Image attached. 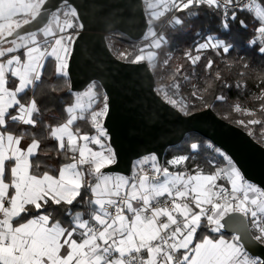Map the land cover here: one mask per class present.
<instances>
[{
  "label": "snow or ice",
  "instance_id": "obj_1",
  "mask_svg": "<svg viewBox=\"0 0 264 264\" xmlns=\"http://www.w3.org/2000/svg\"><path fill=\"white\" fill-rule=\"evenodd\" d=\"M143 4L146 43L134 58L131 52H121L118 59L154 67L156 50L167 43L155 26L168 13H173L168 24L184 25L185 19L176 12L186 13L187 19L198 18L201 12L218 18L224 33L237 22L247 30L241 14L249 16L254 27L247 46L264 57V0H143ZM84 27L71 0H0V264H264L245 251L240 236L229 239L222 233L239 214L248 220L251 238L264 243V188L249 182L220 148L205 146L215 154L204 161L209 171L195 163L201 152L197 142L190 144L189 155L174 157L167 166L152 153L133 162L131 175L111 171L118 160L105 126L109 98L98 91L95 81L80 92L70 81L73 46ZM233 48L231 42L209 33L184 55L193 70L209 51L230 68L232 62L226 58ZM50 63L55 72L46 78ZM214 64L209 57L205 72L210 74ZM180 67L172 74L174 92L161 86L157 94L173 107L179 104L187 115L183 100L172 98L181 87L175 80L183 75ZM214 79L230 87L220 71ZM183 80L189 77L183 75ZM192 87V96L203 102L213 81L209 78L202 90ZM236 87L244 84L237 82ZM64 91L73 97L62 107L66 119L50 123L41 105L48 100L59 103ZM254 98L261 101L259 111L264 113V89ZM233 111L242 109L237 104ZM78 121L93 132L82 131ZM237 123L247 127L262 121ZM48 141L54 146L45 149ZM53 154L58 166L46 162ZM189 161L191 170L186 167ZM180 167L184 170H170Z\"/></svg>",
  "mask_w": 264,
  "mask_h": 264
},
{
  "label": "water",
  "instance_id": "obj_2",
  "mask_svg": "<svg viewBox=\"0 0 264 264\" xmlns=\"http://www.w3.org/2000/svg\"><path fill=\"white\" fill-rule=\"evenodd\" d=\"M85 27L73 46L70 81L74 91L95 81L109 100L105 126L118 163L113 173L131 175L138 158L155 153L163 163L166 151L196 134L225 152L242 175L264 188V146L247 132L220 117L210 108L188 115L157 94L146 62L132 64L110 51L106 37L119 34L131 42L143 39L147 28L143 0H71ZM107 171V170H106ZM228 236H240L245 251L264 260V244L251 238L248 220L236 214Z\"/></svg>",
  "mask_w": 264,
  "mask_h": 264
},
{
  "label": "trees",
  "instance_id": "obj_3",
  "mask_svg": "<svg viewBox=\"0 0 264 264\" xmlns=\"http://www.w3.org/2000/svg\"><path fill=\"white\" fill-rule=\"evenodd\" d=\"M174 14L182 19H185L184 25L173 26L168 24V20H170L173 15V13H168L164 18L157 22L155 26L158 34L163 33L167 40V43L163 45L162 48L157 49V60L154 68L151 69L155 85L163 86L170 93L174 92V90L170 88V85L173 83L172 74L175 72L178 65H182L183 67H180V72L183 75H187L189 80L184 81L183 75H177L175 77V80L181 84L177 96H179L181 100H183L184 105L187 106L189 114L205 109V103L211 105V109L218 117L240 127L247 133L251 131L252 134H248L256 142L264 146V135H262V132H264V113L259 111L261 101L254 98L260 94L261 89H264V57H261L254 49H250L247 46V41L252 35L254 27L251 18L245 14H241V18L245 19V22L248 24L247 30L241 29L237 22V24L232 25L230 32L224 33L220 30L218 18L207 16L203 12H201L198 18L192 19H187L186 13L176 12ZM197 33L201 36H206L209 33H215L221 38L231 42L234 45V48L226 59L232 62V66L229 68L220 58L216 57L214 53L209 51L203 54L202 60L193 70V66L187 61L184 54L186 51L192 50L194 42L198 36H200L197 35ZM106 42L111 53L116 58L121 52H131V58H134L136 54H139L138 47H141L144 43L143 41L138 43L131 42L119 34H116L115 37H106ZM169 57H171V59H169ZM209 57L215 61L210 74L205 72V65ZM166 59L168 60L167 65L164 64ZM119 60L126 61L124 59ZM245 63L248 64L247 68L243 67ZM193 71H195V75H193ZM216 71L221 72L224 81L230 85V87H224L223 83L215 81L214 77ZM54 72V64L50 63L46 68V78ZM241 73H243V75H241ZM209 78L213 81V87L209 89L208 92L203 93V102L197 100L192 96V85L195 84L198 89L202 90L207 87V80ZM237 82H242L244 87L237 88ZM98 91H102L100 86ZM217 95H223L225 100L217 101L215 99ZM59 96L62 97L59 103H56L54 100H48L41 105L42 109H45L44 119L50 123H55L57 121L62 122L66 119V114L62 112V107L64 104H70L73 101V97L68 95L66 91L59 93ZM237 104H239L242 111H233ZM101 106L102 101L100 104L96 105L97 108ZM243 109L252 110L255 112V115L249 116L243 112ZM51 117H55L56 119H51ZM250 119H259L262 123L258 125H248L247 127H242L237 123V121L243 120L245 124H247V121ZM77 123L81 127L82 131L89 132L90 134L93 132L90 125L86 122L78 121ZM193 142H197L201 145V152L197 156L195 163L201 164L205 171L212 170L204 163V161L209 155L215 154L206 149L205 146L209 142L196 134L189 135L181 144L176 147L169 148L166 151L163 159L165 166H167L166 162L173 157L189 155V147ZM53 146L54 142L52 141H48L44 145L45 149ZM217 159L221 162V164L225 163L222 158L217 157ZM46 162L50 165L58 166L55 164L54 154L53 160H48ZM186 167L191 170L193 168V162H186Z\"/></svg>",
  "mask_w": 264,
  "mask_h": 264
},
{
  "label": "rangeland",
  "instance_id": "obj_4",
  "mask_svg": "<svg viewBox=\"0 0 264 264\" xmlns=\"http://www.w3.org/2000/svg\"><path fill=\"white\" fill-rule=\"evenodd\" d=\"M202 37H203V36H201V35L198 36V38L196 39L195 42L200 41V40L202 39ZM142 41H143V40H142ZM143 42L146 43L145 41H143ZM195 42H194V44H193V48H194ZM144 43H143V44H144ZM143 44H142L141 46H143ZM193 48H192V49H193ZM156 51H157V50H156ZM205 53H206V52H205ZM193 54H195V53L193 52ZM146 63H147V62H146ZM154 66H155V65H154ZM178 67H180V65H178L177 68H178ZM152 68H154V67H152ZM152 68H150V69H152ZM177 68H176V69H177ZM180 71H181V68H180ZM170 94H171V93H170ZM161 97H162V96H161ZM162 98H163V97H162ZM172 98H173V99H176L177 101H180V100H181V98H180L179 96H177V94H176V95H173ZM163 99H164V98H163ZM164 100H165V99H164ZM169 104H170V103H169ZM170 105L173 106L172 104H170ZM174 108H176V109L179 110V104H178L177 107H174ZM243 112H244V111H243ZM243 112H242V113H243ZM182 113H183V112H182ZM244 113H245V112H244ZM244 113H243V114H244ZM183 114H184V113H183ZM245 114H246V113H245ZM238 125H241L242 127L245 126V125H243V124H238ZM249 132H250V131H249ZM249 132H248V133H249Z\"/></svg>",
  "mask_w": 264,
  "mask_h": 264
},
{
  "label": "built area",
  "instance_id": "obj_5",
  "mask_svg": "<svg viewBox=\"0 0 264 264\" xmlns=\"http://www.w3.org/2000/svg\"><path fill=\"white\" fill-rule=\"evenodd\" d=\"M110 36H113V37H115L116 35H110ZM109 36V37H110ZM126 40H128V39H126ZM161 88V86H156L155 85V91L158 93V90ZM161 96V95H160ZM92 131H93V129H92ZM248 226H249V229H250V231H251V233H252V229H251V226L249 225V223H248Z\"/></svg>",
  "mask_w": 264,
  "mask_h": 264
},
{
  "label": "crops",
  "instance_id": "obj_6",
  "mask_svg": "<svg viewBox=\"0 0 264 264\" xmlns=\"http://www.w3.org/2000/svg\"><path fill=\"white\" fill-rule=\"evenodd\" d=\"M71 31V30H70ZM73 102V101H72ZM63 122V121H62ZM177 157V156H176ZM174 158V157H173ZM173 158H171V159H173ZM171 159H169V160H171ZM183 167H180V168H177V169H172V168H170V170H172V171H177V170H183L182 169ZM226 238H231V236H226Z\"/></svg>",
  "mask_w": 264,
  "mask_h": 264
}]
</instances>
